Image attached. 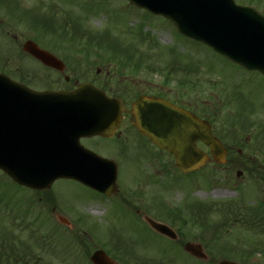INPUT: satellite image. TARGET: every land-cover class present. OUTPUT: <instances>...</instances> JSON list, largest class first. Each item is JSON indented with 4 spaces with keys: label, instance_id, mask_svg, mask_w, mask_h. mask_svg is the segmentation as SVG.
<instances>
[{
    "label": "rangeland",
    "instance_id": "obj_1",
    "mask_svg": "<svg viewBox=\"0 0 264 264\" xmlns=\"http://www.w3.org/2000/svg\"><path fill=\"white\" fill-rule=\"evenodd\" d=\"M235 1L264 13V0ZM0 20V28L6 27L18 42L36 41L59 53L65 64L63 74L42 70L38 77L32 78V73L22 75L21 79L34 89L66 88L90 81L108 93L131 96L141 92V87L146 92L155 91L153 84L147 85L143 80L164 83L168 78V87L176 89L177 94H186L192 111L208 115L206 119L215 125L224 114L220 110L222 94L218 88L224 84L231 92L236 77L254 74L209 47L176 33L163 17L136 9L126 0H2ZM6 40L13 42L0 35V52L9 51ZM90 41L91 45H87ZM126 60H129L127 65H122ZM19 61L29 65L27 59L17 57L16 64ZM129 64L132 67L139 64L136 76H127L130 74L124 69ZM37 66L41 68L32 63L33 71ZM146 66L150 67L149 71ZM97 69L99 74L95 72ZM182 74L192 85L179 88L178 79ZM63 76L68 78L65 84ZM86 144L116 164L114 196H104L72 179H58L50 189L52 194L46 200L37 201L29 190L0 172V230L7 223L6 214L26 215L24 208L29 207L30 214L23 215V223L17 218L13 224L31 226L23 229L16 226L14 233L16 239L32 247L41 264H92L90 255L95 249L103 250L114 264H218L226 259L242 264H264V234L233 225L235 218L220 240L222 243L214 244L215 248L206 242L210 237L208 230L202 234L206 240L197 241L201 233L197 224L185 225L183 235H178L174 242L152 231L136 215L138 210L148 207L154 214L162 215L161 211H170L172 206H182L187 197L192 204L221 205L207 207L203 214L210 224L223 223L220 208L232 211L236 217L233 202L238 199L239 187L235 184L253 194L252 200L258 203L264 200V179L244 177L239 182L235 171L211 163L186 175L176 169L173 159L165 152L135 134H126L120 139L96 138ZM52 203L56 207L50 211ZM198 214L194 212V216ZM161 223L175 231L178 228L168 222ZM256 225L255 219L247 222L251 228ZM187 241L202 242L208 260L201 262L185 253L183 244ZM238 241L243 249L260 245L262 252L253 251L249 255L236 252L230 247Z\"/></svg>",
    "mask_w": 264,
    "mask_h": 264
},
{
    "label": "water",
    "instance_id": "obj_2",
    "mask_svg": "<svg viewBox=\"0 0 264 264\" xmlns=\"http://www.w3.org/2000/svg\"><path fill=\"white\" fill-rule=\"evenodd\" d=\"M137 8L169 19L177 31L210 46L228 60L264 74V17L234 0H127ZM23 49L45 65L63 64L32 41ZM119 100L84 82L70 91H33L0 75V170L19 184L48 188L59 178L76 180L106 195L116 191V167L84 148L81 136H111L117 128ZM134 125L159 148L171 153L177 168L193 171L208 159L196 142L221 160L222 148L209 127L190 112L155 97H139L132 105ZM113 116L108 119L110 114ZM155 230L175 238L165 225L145 218ZM184 250L206 260L199 244ZM93 264H113L102 250ZM219 264H239L221 260Z\"/></svg>",
    "mask_w": 264,
    "mask_h": 264
},
{
    "label": "flooded vegetation",
    "instance_id": "obj_3",
    "mask_svg": "<svg viewBox=\"0 0 264 264\" xmlns=\"http://www.w3.org/2000/svg\"><path fill=\"white\" fill-rule=\"evenodd\" d=\"M264 15V13H259ZM0 35L7 39L10 38L13 42L9 43L6 40V44L9 46V51L4 50L0 52V73L8 76L9 78L19 81L26 82L22 80V75L33 74V77L39 76V71L49 70L51 72H56L63 74V71H58L54 68L47 67L43 65L39 60L35 59L28 53L22 50L23 42H18V39L15 35H11L6 27L0 28ZM45 50H50L49 48L41 47ZM57 58H59V53H53ZM19 57V60L24 59L29 61V65L20 62L16 64V58ZM37 63L41 68L37 66V70L33 71L31 68L32 63ZM241 68V67H240ZM242 69V68H241ZM244 70V69H243ZM246 71V70H244ZM99 74V69L95 71ZM254 74L251 75H240L236 77L233 82L232 91L229 92L224 84H222L218 89L222 94L221 99V108L223 110L222 118L219 123L211 124L207 123L213 136L217 138L220 142V145L223 149L221 157L223 160L221 162L216 161L210 157L209 148L204 145L202 142H197V147L205 152L209 160L207 163L216 165V167L224 168L227 171H235L236 175L240 178L241 182L244 177L246 178H260L264 179V75L258 71H251ZM256 78V80H255ZM63 83L68 81V78L63 76ZM190 84L188 78L185 79V87ZM248 84V85H247ZM72 86H67L66 88L60 87L58 89H70ZM154 92H146L145 88L141 87V92L132 93L131 96H126L124 93L117 95L114 93H108L111 97L120 98L123 105V110L121 111L122 119L117 128L116 132L112 138L120 139L123 135L135 134L139 135L137 130L134 127V115L132 113V103L139 96H156L160 97L170 103H173L177 106H180L191 112V101L187 100L186 94H177L176 89L168 87V83H153ZM45 89H48L47 87ZM215 89V88H214ZM228 108H231L228 112ZM226 111V112H225ZM200 119L206 120L208 115L199 112H193ZM97 137H83L80 139V142L87 146L86 142L93 140ZM121 145H124L121 143ZM90 148L89 146H87ZM92 149V148H90ZM93 150V149H92ZM165 152L164 150H160ZM166 153V152H165ZM169 157L172 155L168 154ZM14 183V182H13ZM16 184V183H15ZM17 185V184H16ZM19 186V185H18ZM237 188L236 195L238 199L233 202L236 209V217L234 219L236 226L244 227V224L249 222L247 216L253 215V210L257 206H264L263 203H256L252 200L253 194H248L246 191H243L239 183L235 184ZM29 190L32 193V198H35L37 201L42 200L43 197L51 195L52 192L49 190H30L26 187L19 186ZM31 198V197H30ZM23 198L21 197V200ZM16 200H18L16 198ZM20 201V200H18ZM30 201V200H29ZM27 201V202H29ZM24 203L25 201H20ZM26 202V203H27ZM50 211L54 210L56 207L52 203ZM173 212L175 214L174 218H157L156 214L152 209H144L140 212L137 211L139 218L144 220V216H152L158 220H166L170 224L179 225L186 223L192 215L191 204L185 197L184 204L182 206L177 205L173 206ZM255 219V218H252ZM177 235L181 234V231L176 230ZM14 235L0 233V264H41V260L35 256L34 252L30 249H19L16 248L13 243ZM178 239V238H177ZM174 240V241H177ZM180 247V246H179ZM248 254L251 253L250 250Z\"/></svg>",
    "mask_w": 264,
    "mask_h": 264
},
{
    "label": "trees",
    "instance_id": "obj_4",
    "mask_svg": "<svg viewBox=\"0 0 264 264\" xmlns=\"http://www.w3.org/2000/svg\"><path fill=\"white\" fill-rule=\"evenodd\" d=\"M94 41H95V39H94ZM91 41L89 42V43H87V45H91ZM199 209V208H198ZM218 211H219V209H217ZM259 212H262V210H259L258 208H257V210H256V217H257V219H260V218H264V215H261L262 213H259ZM220 215H221V217L224 219V222L223 223H214V224H209L206 220V216L204 215V216H202V215H200V216H198V218H197V220L195 221V223L196 222H198L199 223V225L201 226V227H208V228H210V230L212 231V239L216 242L220 237H223L224 236V234H225V232H226V230H227V228H228V226H230L232 223H231V221L233 220V218L235 217V216H233V214H232V211L231 212H229L226 208L225 209H221L220 208ZM262 224H264V223H262V222H258L257 221V227L256 228H260V227H264V225H262ZM34 232V231H33ZM228 248V247H227ZM232 250H234V247L232 248V247H230ZM115 250V249H114Z\"/></svg>",
    "mask_w": 264,
    "mask_h": 264
}]
</instances>
